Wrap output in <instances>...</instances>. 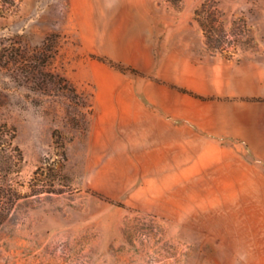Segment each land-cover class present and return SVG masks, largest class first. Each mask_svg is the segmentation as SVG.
I'll list each match as a JSON object with an SVG mask.
<instances>
[{
	"label": "rangeland",
	"instance_id": "1",
	"mask_svg": "<svg viewBox=\"0 0 264 264\" xmlns=\"http://www.w3.org/2000/svg\"><path fill=\"white\" fill-rule=\"evenodd\" d=\"M14 1L0 3V126L15 129L22 162L6 184L22 198L0 225V264H264V180L215 161L211 138L234 132V115L259 100L200 97L204 153L183 170L165 166L168 131L147 114L169 88L154 73L179 51L245 68L237 86L254 89L264 0H183L178 10L161 0ZM207 1L229 34L234 21L248 30L230 36L229 60L207 49L193 20ZM47 38L56 52L45 71L69 81L64 91L20 84L9 62ZM219 80L220 92L233 91Z\"/></svg>",
	"mask_w": 264,
	"mask_h": 264
},
{
	"label": "crops",
	"instance_id": "2",
	"mask_svg": "<svg viewBox=\"0 0 264 264\" xmlns=\"http://www.w3.org/2000/svg\"><path fill=\"white\" fill-rule=\"evenodd\" d=\"M169 63L168 72H164L163 76L159 71L154 73L156 78L168 85L169 88L165 89L166 96L162 100L149 99L147 109L148 119L165 123L168 131L162 151L165 166L183 170L187 168L189 160L192 163L201 160L204 153V135L199 125L202 120L200 97L244 98L249 99L248 101L254 99L259 101L245 102L240 109L242 113L234 115V122L236 121L238 126L234 132H212L211 138L218 147V157L215 161L235 163V168L243 170L248 179H255L258 170L261 176L259 178L264 180V63H261L258 69L254 64L248 65V68L252 69L249 76L255 84L252 90H241L237 86L244 81L243 71L245 72V68L239 65L194 62L189 55L181 51L171 55ZM220 74L227 78L226 83L229 86L234 85L233 91L220 92ZM179 90L189 92L191 97L180 93ZM144 105L141 104V116L145 114ZM189 128L195 136L189 137ZM223 152L228 154L226 160L220 158Z\"/></svg>",
	"mask_w": 264,
	"mask_h": 264
},
{
	"label": "trees",
	"instance_id": "3",
	"mask_svg": "<svg viewBox=\"0 0 264 264\" xmlns=\"http://www.w3.org/2000/svg\"><path fill=\"white\" fill-rule=\"evenodd\" d=\"M170 7L178 10L183 0H161ZM14 0H0L2 5L7 8L15 6ZM1 12V10H0ZM193 20L198 25L205 39V45L210 52L219 53L226 59H230V47L236 44V41L230 40L231 37L247 34L248 30L245 23L240 20V26L237 27L233 22V30L230 34L227 32L222 14L215 1H207L200 8L194 11ZM55 41L47 38L41 52L32 57L25 55V51L14 52L9 57V62L15 66V79L20 84L30 86L37 91H64L69 85V81L59 75L51 74L45 71L53 55L47 53L53 52ZM54 51L52 54H55ZM27 58V59H26ZM26 62V63H24ZM2 57L0 56V64ZM8 64L7 62H4ZM65 84V85H64ZM15 138V129L7 128L5 125L0 126V225L10 212L14 204L22 198L9 184H6L8 177L18 174L19 165L22 162L20 150L17 146H13ZM51 193V191H46Z\"/></svg>",
	"mask_w": 264,
	"mask_h": 264
}]
</instances>
